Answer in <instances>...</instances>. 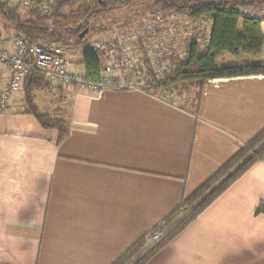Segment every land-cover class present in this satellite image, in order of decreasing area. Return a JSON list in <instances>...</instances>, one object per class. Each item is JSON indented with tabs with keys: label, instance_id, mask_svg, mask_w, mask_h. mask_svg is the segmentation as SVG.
Wrapping results in <instances>:
<instances>
[{
	"label": "crops",
	"instance_id": "0c3cea01",
	"mask_svg": "<svg viewBox=\"0 0 264 264\" xmlns=\"http://www.w3.org/2000/svg\"><path fill=\"white\" fill-rule=\"evenodd\" d=\"M50 88L61 141L22 94L0 109V264H112L264 128V73L207 79L197 111L148 87ZM261 202L264 158L147 264H264Z\"/></svg>",
	"mask_w": 264,
	"mask_h": 264
},
{
	"label": "trees",
	"instance_id": "16d2710c",
	"mask_svg": "<svg viewBox=\"0 0 264 264\" xmlns=\"http://www.w3.org/2000/svg\"><path fill=\"white\" fill-rule=\"evenodd\" d=\"M44 1L33 0L30 6L20 7L10 0H0V26L8 34L22 35L30 43L57 44L69 54H77L76 61L85 66L86 75L92 80L100 77V63L97 54L87 47L88 43L95 34L110 28L93 27L91 19L112 9L126 10L131 15H142V11L149 10L151 13L163 11L194 18L209 17L211 27L204 49L199 42L191 41L187 59L150 86L157 91H171L187 84L194 86V97L189 96L182 106L192 105L198 110L204 82L209 78L264 73V62L259 59L264 48V16L251 11L264 10V0H49V13L41 8ZM86 28L87 33L81 37ZM245 53L256 59L218 64V59L225 55L239 58ZM51 85L43 72L32 70L24 82V101L27 112L33 114L44 127L59 130L57 139L61 141L69 131L66 120L42 111L34 93L36 89L50 88ZM263 158L264 128L213 175L183 197L173 211L133 242L112 264H147L244 172ZM255 212L264 213V202L256 206ZM159 231L164 233L157 240H152L153 234Z\"/></svg>",
	"mask_w": 264,
	"mask_h": 264
},
{
	"label": "built area",
	"instance_id": "2783aa9c",
	"mask_svg": "<svg viewBox=\"0 0 264 264\" xmlns=\"http://www.w3.org/2000/svg\"><path fill=\"white\" fill-rule=\"evenodd\" d=\"M10 1L20 7L30 6L33 2ZM41 8L45 13H49V0H45ZM145 28L155 31L151 22H145ZM130 38L131 34L127 36L113 33L100 39H92L88 43L87 47L97 54L100 63V77L98 80H92L87 77L85 66L73 61L61 46L30 43L22 35L8 34L4 27L0 26V109H8L19 94L23 95L24 82L34 69L43 72L52 85H73L80 92H98L107 87H148L151 91H156L162 99H171L172 95L154 90L150 86L185 61L187 53L180 55L175 62L170 53H167L168 56L163 55V44L157 39H151L145 50L138 53V50L126 42ZM163 233L164 231L154 233L151 239L157 240Z\"/></svg>",
	"mask_w": 264,
	"mask_h": 264
},
{
	"label": "rangeland",
	"instance_id": "374dc122",
	"mask_svg": "<svg viewBox=\"0 0 264 264\" xmlns=\"http://www.w3.org/2000/svg\"><path fill=\"white\" fill-rule=\"evenodd\" d=\"M53 1V0H52ZM264 16V10H251ZM142 15L127 13L126 10L112 9L104 11L91 19V26L100 27L106 26L110 29L106 32L98 33L92 39H100L106 35L117 33V35H132L129 41L131 47L142 53L145 50L146 44L151 39H157L160 44H163L164 56L171 54L178 61L180 55H185L188 50L189 43L193 40L199 42L202 49L207 44L209 29L211 27V20L207 16L190 17L187 15L176 14L173 12H154L149 10L142 11ZM145 22H151L155 26V31L145 28ZM264 27V25H263ZM131 40V41H130ZM73 61L78 60V55L68 53ZM245 58H253L249 53L242 54L239 58H234L231 55H225L218 59V64L233 63V61L243 62ZM23 98L25 97V90L23 87ZM197 91V90H196ZM166 94L172 95L173 101L180 104L187 102V98L194 97V86L185 85L180 88L166 90ZM36 102L42 111H52L56 107H61V94L55 88H40L35 90ZM179 97V98H178ZM53 116H56L53 114Z\"/></svg>",
	"mask_w": 264,
	"mask_h": 264
},
{
	"label": "water",
	"instance_id": "95a60500",
	"mask_svg": "<svg viewBox=\"0 0 264 264\" xmlns=\"http://www.w3.org/2000/svg\"><path fill=\"white\" fill-rule=\"evenodd\" d=\"M87 31H88V28H86V29L82 32L81 37H83V36L87 33Z\"/></svg>",
	"mask_w": 264,
	"mask_h": 264
}]
</instances>
